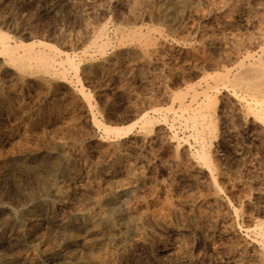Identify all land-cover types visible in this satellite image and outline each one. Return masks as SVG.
Wrapping results in <instances>:
<instances>
[{
    "label": "rangeland",
    "instance_id": "374dc122",
    "mask_svg": "<svg viewBox=\"0 0 264 264\" xmlns=\"http://www.w3.org/2000/svg\"><path fill=\"white\" fill-rule=\"evenodd\" d=\"M72 1H73V4H72ZM119 1L121 0H69V1L68 0H0V30L6 32L9 35L7 40L10 43L19 42L21 40L29 41L31 39L50 42V44H53V49H54V51L52 49L51 52H53L52 54L57 60H59L60 58H62L60 60H63L66 57L65 52H68L67 54H69L68 56L72 59V62L76 63L75 65H77L75 69L73 66H69V64L66 61H62L63 64L61 63L60 65L62 66V69L64 70L63 72V76L65 75L64 78L63 76H60V75L57 76L55 74H49L50 76L46 77L47 79L46 78L42 79V77L39 76L40 75L39 73L36 74L37 72L36 73L26 72L28 75L26 73L22 75H18L16 72L17 71L16 68L12 66V64L10 65V63L5 60V56L4 55L0 56V99H1L0 101V256H1L0 258L1 259L0 261L8 262V263L3 262L4 264H15V263L20 264L18 263L19 261L23 262V263L21 262V264H48L47 260L50 256L59 255L57 258L55 257L56 259H54L53 261H56V262L53 264H72V263L73 264L74 263L75 264H79V263L80 264H91V262L92 264H101L98 262V259H102L105 257L106 259H108V264H133V263L143 264L144 261L147 262V263L144 262V264H150L151 262H153L152 260H154L152 258L153 255L162 254V252L164 251V248L167 246L166 242L164 241L163 243V240L159 238L160 236L156 233L154 227L151 228L149 225L143 224L146 227V228L144 227V231L148 233V238H144V237H140L139 234H137L136 236V233L133 234L134 233L133 231H130V232L125 231L115 221H112V223L106 222L104 218L102 217L110 214L111 207H116L118 209L119 208L122 209V211L123 209L124 210L126 209V211H123V212L129 213L133 215L135 218H138L137 221H143V222L145 221V219L147 221L149 219L153 220L154 218V220L156 221L157 220H166V221L172 220V222L174 221L179 222L180 220V222H183L185 224L187 223L188 217H191L192 219H194L195 224H193V226H186V228L188 227L189 229L188 230L189 239L188 238L185 239L187 242L185 241L182 245V250H184L185 253H187L186 257L189 260L188 264H193V263L194 264H230L231 261L229 260V257L228 258L223 257L222 259L220 257H222L221 255H226V254L231 255L232 253L234 255L235 254L238 255L239 257V260L237 262L238 264H247V263L248 264L250 263L251 264H264V240H263L264 236L262 235L263 230H261L264 228V154H263L264 146H262V144L264 145V135L262 134L263 135L261 136L262 138L261 137L259 138L260 141H258V139L255 140V138H253V135H252L253 128L249 123V117L246 115V112L245 111L243 112V109H234L235 107L237 108L239 104H242L239 98H237L239 97L238 95L240 93L239 89L236 88L235 93H234L232 92L230 88L233 86L231 85V83L227 84L226 86L225 85L221 86L223 85L222 81H218V80H217L218 82L216 81L217 87L214 86L215 89L213 88L209 89L210 87L209 84H211V87H213V83H215L216 79L211 80L210 76H208V74L212 73V71H213L212 74H214L215 70H218L219 72H224L225 70L224 67H226L227 69L228 65L229 66L232 65L233 62L237 61L238 59L240 61L238 60V62H235L234 67L230 66L231 70L228 67L230 71L228 72V74L232 75V73L236 72V70L240 68L238 63H241L242 59H243L242 62L244 64L248 63L247 60L249 59L245 58L246 52L244 50V47H243L244 44H242V41L243 39L246 38V35L249 36L250 34V36L252 37L257 35V30H259L258 28L264 26L263 24L264 20H262L264 19L262 18L264 17V10H263L264 0H237V1L236 0H190L192 3L189 1L190 3L189 7L186 6L184 8V11L182 13L183 16L182 15L178 16L179 19L176 18V20L172 23L173 25L167 23L164 19H162L163 17L154 10V5H155L156 0H149L148 2H143L142 0H139L140 6L138 5L137 7L138 11L136 10L135 13H132L131 8L130 7L128 8V5L125 4V2L130 3L132 1L130 0H126V1L122 0L121 2ZM145 5L147 7H145ZM220 5L221 6L223 5V6L220 7ZM128 9H130L131 11H129ZM141 9H143L144 12H142ZM230 9H232L233 11ZM146 10L148 11V13H146ZM251 11L253 12L251 13ZM155 13L157 14L155 15ZM245 14H247V16ZM131 15L132 16L134 15V17H132ZM225 16L227 17L229 16L230 19ZM222 17H225V18H222ZM241 19L242 21H240ZM247 19H248V24L242 25L243 23L241 22H243V20L246 21ZM163 21L166 23H164ZM206 22L207 23L211 22V23H209L210 24L209 25ZM134 24L136 27L134 26ZM229 25L232 27H230ZM210 26L212 28H210ZM235 26H237L238 28H236ZM135 28L140 29L143 33L147 31L146 35L151 34L147 36L148 40L147 39H146L147 41L144 39L137 40L138 38L136 37L134 38L133 36H131L129 30L130 29L132 30ZM156 28L158 29L162 28V29L161 31H159L160 30L159 29L158 30L159 32H158L155 30ZM232 29H235L234 32ZM200 31L201 33L203 32L204 37H201L203 35L202 34L200 35ZM219 31H221V33ZM211 32L212 34H210ZM218 32H219V35L221 34L223 36V38L221 35L220 36L218 35ZM224 34L226 36V39H225ZM205 35H206V38H205ZM209 35L211 37H214V41L216 42L214 46H212V44L214 43H210L211 40H208V37H210ZM27 37H29L30 39ZM221 38H222V41H221ZM218 39H220L219 42H218ZM229 40H231L233 43L230 42ZM151 41H154L153 42L154 44H152ZM100 43H104L103 44L104 49H102L103 47L101 48V46H99ZM134 43L139 44V45H134ZM149 43L152 45H150ZM231 43L233 46L231 45ZM262 44L263 43L261 42L258 44H255L253 49L255 50V48L259 47ZM140 45H142V48ZM147 45L149 46L147 47ZM220 45L221 47H217ZM228 45L229 47H227ZM193 46L196 48H194ZM146 47L149 49H147ZM226 48L228 50H226ZM229 48L231 49V51ZM142 49L144 52H142ZM150 49H153L152 53H154V55L156 54L155 56L152 53H150L151 52ZM162 49H165V50H162ZM203 50L205 51L203 52ZM232 50H233V53H232ZM256 50L259 51V48H257ZM132 51H135V52L137 51V52L134 53ZM159 51L161 53H159ZM206 52L208 55L206 54ZM221 52L222 53L225 52L224 53L225 57H223L224 55ZM164 53H166L167 55L166 54L164 55ZM215 53H217V55H215ZM147 54L149 55L150 58L148 57ZM233 54H234V57H233ZM2 56L4 57V59ZM157 56H159V58L161 59H159ZM212 56H214L215 59ZM199 57H201L202 59ZM209 57H211L212 61ZM230 57H233V58L230 59ZM172 58H174L175 60ZM195 58H197L198 60ZM177 59H178V62H177ZM182 59L183 61L185 59L187 61L185 60L184 62H182L181 61ZM6 62L8 63V65ZM187 63L191 67H189L188 65H185ZM195 63H197V67H195L196 65ZM213 63L215 67L212 65ZM191 64L192 65L195 64V65L192 66ZM209 64H210L209 67L211 68L207 69L208 68L207 66ZM219 64H222V65H219ZM132 66L134 68H132ZM113 68L115 69L113 70ZM140 68L142 69V71ZM144 70H147V72ZM123 72L125 73L123 74ZM168 72L169 74H172V75H169ZM178 72L180 73L179 75L181 76L180 78L178 76L179 74ZM119 73H122V74H119ZM144 73L145 74L148 73V74L144 75ZM163 75H166V77L168 78H165V76ZM188 75L190 78L187 77L188 79H184V76H188ZM14 76H15V79H14ZM16 76L19 78H17ZM35 76H38V78ZM169 76H171L170 79H169ZM53 77H56V78H53ZM194 77L195 78L199 77L198 78L199 80L195 79ZM212 78L214 77L212 76ZM167 79L169 80L167 81ZM128 80L130 81L129 83H128ZM204 80L207 81V83L203 82ZM142 81H143V84H140V82ZM179 81H182V82L180 83ZM190 82H193L195 85L191 84L189 88H194L196 91L198 89L197 91L198 95H196V98L191 101L190 103L191 108L188 107L187 109L182 110L181 108L178 107L179 108L178 109L177 106L179 104L178 102L179 99L177 100L174 99L173 101H171L170 98L171 97L172 99L175 98L173 96L177 95L175 90L178 88L180 90L179 92L177 91V93H179L178 95H180L181 91L184 94L183 91H185L186 89H183V88L185 87L187 88V85ZM197 82L200 83L201 85L199 86ZM127 85L129 86V88ZM208 85H209V87H207L208 90L206 87H205L206 89H204L206 90L207 94L209 96L213 94L212 95L213 99L214 98L216 99L217 97L219 98V96L221 98V99L219 98V101L217 98V100L213 102L212 106L214 107L205 105V100L203 98L204 95L202 96V94L204 93H201L202 92L201 87L204 88V86H208ZM73 86H75L76 89ZM78 86L81 87L80 90L77 89L79 88ZM224 87L227 89H224ZM142 88L144 90L147 88V90L144 91ZM233 88L235 87L233 86ZM199 90H201V92ZM80 91H84V93L83 92L80 93ZM148 91H150V93ZM171 91L174 93V95ZM85 92L87 93V97L90 96L89 100L86 97ZM145 92H147V94ZM189 92H190V89L188 90L187 88V91H186L187 94L185 93L184 95L185 102H189L188 100V98L190 99L188 95ZM214 93L218 94L219 96L217 95V97H215L216 95L214 96ZM80 94H84L85 96L84 95L82 96ZM134 94L135 96H132ZM233 94H235L236 97ZM136 96H138V98ZM158 96H161L162 99L163 98L164 99L167 98V99L164 101V99L162 100L161 97L159 98ZM228 96H230V98ZM141 99H143L142 100L143 103L141 102ZM147 99H149L150 102L149 100L147 102ZM231 99H234L235 101H231ZM224 100H226V102ZM87 101L88 103H86ZM90 102H91V105H90ZM199 104L200 106H198ZM225 104L229 106H226ZM216 105H218L217 108L215 107ZM89 107L92 109H90ZM167 107L168 108L171 107V108L168 110ZM230 107L233 108V110ZM151 108H153L154 112ZM218 108H221V109H218ZM189 109H193L194 111L202 110L203 112H206L207 110L211 109L212 111L211 120L214 126L213 127L214 130L212 131L213 136L211 135L212 132L210 134L206 132L200 137L196 135V131L193 130L195 128H193L192 124H190L191 121L189 122V119H186V116H188L189 113L191 114L193 112ZM223 110H224V113H222ZM238 110L240 113L238 112ZM143 111L144 113L147 112L145 113L146 116H150L153 118L154 122H152V124H149V125L143 124V119H142L144 115ZM187 111H188V114H187ZM183 113L185 116L183 115ZM180 114H181L180 116L181 118L177 116ZM240 115H242V117ZM182 116L184 119L182 118ZM162 117H165V118H162ZM207 117L209 116L207 115ZM95 119L103 124L110 125L112 127L114 126V128H117V127L121 128L120 132L124 134L121 133L120 135H116L111 130L105 131L101 125H98L97 123H95L96 121ZM162 119L163 120L165 119L164 120L165 122ZM182 120L185 121V124ZM221 120L223 123L221 122ZM224 121L226 122L224 123ZM186 122L188 123L186 124ZM228 122L231 124V126L230 124H228ZM131 123L132 125H130ZM235 124H237L238 127L234 126ZM190 125L192 128L190 127ZM221 126L223 127L222 129L220 128ZM236 127H237V130H236ZM161 132H163V134ZM189 132L192 133L191 134L192 136L195 134L194 136L196 138L193 137L195 140H193L190 134L188 136ZM225 132L227 133V135ZM244 133L247 135H245ZM156 134H160V135H156ZM137 136L139 138H137ZM238 137L239 139L241 138V140H239ZM250 137L253 139H251ZM182 138H184V140H182ZM185 138L187 139L188 142L185 140ZM224 138H225L224 140L225 142L222 141ZM227 138L229 141L232 139L234 143H231L232 141L226 142ZM128 141H132L135 143L133 145V143H130ZM208 141L209 143H211V145L208 143ZM235 141H237L236 142L237 144L235 143ZM62 142H64V144ZM136 142L140 145L136 144ZM148 143L150 145H148ZM248 143H250L251 145ZM200 144H201L200 147L201 148L203 147V150L206 152V154L210 158V163H211L212 172H213L212 176H214L212 179L213 181L209 179V176L207 173L208 169H207L206 164H203V161L199 160L198 158L196 160L195 158L196 154H193L195 150L197 152V150L200 149V147H198ZM146 145H148V147ZM181 145L182 147L183 146L184 147L182 148ZM238 146H244L241 149L242 151L239 150V148H237ZM134 147L135 149L137 147V149L133 150ZM194 147H196V149ZM246 147H248L249 149ZM159 148L163 153L160 152ZM250 148L253 152H251ZM58 149L60 150L58 151ZM78 149H80L81 151H79ZM213 149H216V150H213ZM184 151H185V154L182 153ZM211 151L213 152V154H211L212 153ZM235 151H240V153H235ZM258 151L260 152V154ZM225 152L226 154H223ZM256 152L257 154H254ZM161 153H162V156H161ZM228 153L230 154V156ZM244 153L246 155H244ZM250 153L253 154L254 156L251 155ZM41 154L43 156H41ZM182 154L187 156L188 158L185 157L184 159V156ZM220 155H221V158H220ZM131 157H133L134 159H132ZM242 157H243V160H242ZM77 158L79 159V161ZM143 158L146 161L145 160L143 161ZM227 158L229 160H227ZM105 159L107 161H104ZM129 159L130 161H128ZM162 159L164 160L162 161ZM168 159L170 161H168ZM212 159H214L215 161ZM260 159L262 160L260 161ZM86 160H87V163H86ZM100 160L101 161L103 160V162H101ZM165 160H166V163H164ZM53 162L54 163L57 162V163L53 164ZM95 162L98 164H96ZM127 162L130 164L132 171L125 173L123 166L125 164H128ZM135 164L137 166H135ZM200 164H202V166ZM54 165L55 167H53ZM38 169L39 171H37ZM38 172L39 173L41 172V173L39 174ZM42 172L45 174H43ZM192 172L196 174H193ZM226 172L228 173L225 174ZM84 173H86V175ZM152 173L154 174V176ZM118 174L120 177L126 174L125 175L126 177H122L120 179ZM44 175L46 176L49 175V177H46ZM156 176L158 178H156ZM178 176H179V179H178ZM198 176L199 177L201 176V178H199ZM51 178L53 179L51 180ZM84 178L86 181L84 180ZM87 178H88V181H87ZM154 178H156L155 179L156 182L155 180H153ZM95 179L98 181H96ZM49 180L52 181L50 184H48V182H50ZM82 180L84 182H82ZM215 180H216V183H215ZM57 181L59 184L61 182V184L58 185ZM41 182L44 185L41 184ZM199 182H201L202 184ZM201 185H203L204 187ZM62 187H63V190L61 189ZM47 188L49 191H47ZM57 188H60L61 191L60 189H57ZM173 188L174 189L176 188V189L173 190ZM51 192L52 193L54 192L53 194L55 195L52 196L53 194ZM172 192H173V195H172ZM59 195L60 197H58ZM193 196L194 197L196 196L194 200H193ZM117 199L118 200L120 199V200L118 201ZM213 199H216L218 201V205L215 207L216 209L208 211L206 209V205L209 201H212ZM157 200H160V202ZM71 201L72 202L74 201V202L72 203ZM166 201L167 203H165ZM188 201H189V204L187 205ZM226 204L228 207L226 206ZM148 205L150 207H148ZM35 206L36 207L39 206V207L36 208ZM103 207H105V209ZM183 207H185V209ZM67 209H69V211ZM154 209L156 211H154ZM92 210H94L95 212H92ZM234 210H236V212ZM66 211H67V214H66ZM182 213H185V214H182ZM63 215L65 217H63ZM206 215H211V220L209 221V224H205L203 222V219L205 218ZM40 217L41 219H39ZM32 219H35V220H32ZM63 219H66V220H63ZM232 220L235 222L233 223ZM260 221L262 222L260 223ZM98 222L100 224H98ZM46 223H48V225H46ZM254 225L257 227H254ZM60 226L63 228H61ZM220 226L221 227L223 226V227L221 228ZM248 226H251V227H248ZM117 227L119 230L117 229ZM258 227L260 228L261 231L259 230ZM56 228H59L60 230ZM74 230H76L77 232ZM52 231L54 232V235ZM198 231L200 232V234ZM202 231H203V236L201 234ZM219 231H222L223 234L221 233L218 234ZM249 231H251L252 233ZM259 232L261 233L260 235L258 234ZM41 233H42V236L41 235L39 236V234ZM118 233L124 235L123 241L118 242L117 240V237L119 235ZM152 233L155 234L154 237H152ZM48 234L49 235L51 234V235L49 236ZM59 235L61 236L59 237ZM87 235L88 236L90 235V236L88 237ZM107 236L108 238H106ZM47 237H49V239ZM103 237L106 239H104ZM58 238H62V239L60 240ZM80 244H83V248H82L83 253L81 252L79 254L77 253L78 249H76V247L79 246ZM72 246H73V249H75V251L72 249ZM70 247L72 250L70 249ZM94 247L96 250L93 249V252H92V248ZM230 247H232V249ZM253 249L254 250L256 249V250L254 251ZM70 252L72 253L70 254ZM76 254L78 255L75 256ZM255 255H257V257ZM30 257H32V259L29 260ZM71 258H73L74 260L73 259L71 260ZM223 259L225 260L223 261ZM134 260H137V261H134ZM1 262L0 264H3ZM102 264H105V262H102ZM231 264L233 263L231 262Z\"/></svg>",
    "mask_w": 264,
    "mask_h": 264
},
{
    "label": "bare ground",
    "instance_id": "6f19581e",
    "mask_svg": "<svg viewBox=\"0 0 264 264\" xmlns=\"http://www.w3.org/2000/svg\"><path fill=\"white\" fill-rule=\"evenodd\" d=\"M69 1V0H68ZM122 1V0H121ZM121 1H119V2H121ZM126 1V0H125ZM130 1H132V2H130V3H126L125 2V4H127L128 5V8L130 7L131 8V10H132V13H135L136 12V10H137V7H138V5H139V0H130ZM143 2H148L149 0H142ZM189 1L190 0H156L155 1V5H154V10L159 14V15H161L163 18L162 19H164L167 23H169V24H172L175 20H176V18L177 19H179L178 18V16H180V15H182V13H183V11H184V8L187 6V7H189ZM237 1V0H236ZM236 1H235V3H236ZM191 2V1H190ZM245 2V1H244ZM251 2V1H250ZM263 2V1H262ZM261 2V3H262ZM192 3V2H191ZM234 3V4H235ZM252 3V2H251ZM72 4H73V1H72ZM153 4V3H152ZM151 4V5H152ZM258 4V3H257ZM259 4H260V2H259ZM263 4V3H262ZM261 4V5H262ZM192 5V4H191ZM190 5V6H191ZM256 5V4H255ZM260 5V6H261ZM140 6V5H139ZM150 6V5H149ZM148 6V7H149ZM223 6V5H222ZM221 5H220V7H222ZM145 7H147L146 5H145ZM152 7V6H151ZM192 7V6H191ZM227 7H229V6H227ZM247 7V6H246ZM249 7V6H248ZM263 7V6H262ZM150 8V7H149ZM148 8V9H149ZM233 8V7H232ZM235 8V7H234ZM258 8V7H257ZM261 8V7H260ZM264 8V7H263ZM144 9V8H143ZM143 9H141L142 10V12H144L143 11ZM147 9V10H148ZM151 9V8H150ZM223 9V8H222ZM249 9V8H248ZM129 11H131L130 9H128ZM146 10V13H148V11ZM153 10V9H152ZM195 10H197V9H195ZM226 10V9H225ZM230 10H232V9H230ZM236 10V9H235ZM259 10V9H258ZM264 10V9H263ZM138 11V10H137ZM192 11V10H191ZM233 11V10H232ZM141 12V13H142ZM187 12V11H186ZM248 12V11H247ZM253 11H251V13H252ZM259 12V11H258ZM157 13H155V15L157 14ZM185 13V12H184ZM219 13H221V12H219ZM233 13V12H232ZM250 13V12H249ZM249 13H247V14H249ZM260 13V12H259ZM144 14V13H143ZM223 14V13H222ZM235 14V13H234ZM242 14V13H241ZM247 14H245L246 16H247ZM142 15V14H141ZM146 15V14H145ZM228 15V14H227ZM236 15V14H235ZM240 15V14H239ZM256 15V14H255ZM132 16V15H131ZM147 16H148V14H147ZM183 16V15H182ZM241 16V15H240ZM249 16V15H248ZM257 16V15H256ZM260 16V15H259ZM258 16V17H259ZM129 17H130V15H129ZM132 17H134V15L132 16ZM145 17V16H144ZM216 17V16H215ZM225 17H227V16H225ZM225 17H222V18H225ZM238 17V16H237ZM243 17H244V15H243ZM254 17V16H253ZM261 17V16H260ZM135 18H136V16H135ZM157 18V17H156ZM217 18H218V16H217ZM227 18H229V16L227 17ZM233 18V17H232ZM235 18V17H234ZM246 18V17H245ZM262 18H264V17H262ZM141 19V18H140ZM230 19V18H229ZM161 20V19H160ZM220 20V19H219ZM236 20V19H235ZM262 20H264V19H262ZM132 21V20H131ZM130 21V22H131ZM178 21V20H177ZM224 21V20H223ZM223 21H221V22H223ZM240 21H242V19L240 20ZM256 21V20H255ZM127 22V21H126ZM134 22V21H133ZM164 22V21H163ZM166 22H164V23H166ZM251 22V21H250ZM252 22H254V21H252ZM178 23V22H177ZM205 23V22H204ZM203 23V24H204ZM207 23V22H206ZM209 23H211V22H209ZM209 23H207V24H209ZM239 23V22H238ZM241 23H243L242 25H244V24H248V19L246 20V21H244L243 20V22H241ZM127 24V23H126ZM202 24V25H203ZM221 24H223V23H221ZM255 24V23H254ZM262 24V23H261ZM264 24V23H263ZM116 25H117V23H116ZM119 25V24H118ZM161 25V24H160ZM173 25V24H172ZM174 25H175V23H174ZM210 25V24H209ZM212 25V24H211ZM225 25V24H224ZM231 25H232V23H231ZM241 25V26H242ZM126 26V25H125ZM134 26H135V24H134ZM133 26V27H134ZM228 26V25H227ZM230 26V25H229ZM255 26V25H254ZM262 26V25H261ZM136 27V26H135ZM148 27V26H147ZM158 27V26H157ZM230 27H232V26H230ZM234 27V26H233ZM236 28H238L237 26H235ZM248 27V26H247ZM250 27V26H249ZM257 27V26H256ZM139 28V27H138ZM144 28V27H143ZM145 28H146V26H145ZM171 28V27H170ZM169 28V29H170ZM208 28H209V26H208ZM210 28H212L211 26H210ZM241 28H243V27H241ZM252 28V27H251ZM253 28H255V27H253ZM116 29V28H115ZM117 29H119V28H117ZM121 29V28H120ZM124 29V28H123ZM160 29V28H159ZM158 28H156L155 30L156 31H158L159 30ZM162 29V28H161ZM161 29L159 30V31H161ZM175 29V28H174ZM245 29V28H244ZM250 29V28H249ZM259 30H257V35H255V36H250V34H249V36H247L246 35V38L245 39H243V41H242V44H244V50H245V52H246V54H245V58L246 59H249V60H247L248 61V63L247 64H244L242 61H243V59L241 60V63H238V65L240 66V68L238 69V70H236V72H234V73H232V75H230V74H228V72H230L229 71V69L231 68L230 66H233L234 67V63L235 62H238V60L237 61H234L233 62V64L232 65H228V67H229V69H228V67H227V69H226V67H224V72H219L218 70H215V72H214V74H212L213 73V71H212V73H210L214 78H212V76L210 75V74H208V76H210V78H211V80L213 79H216L215 80V83H213V87H211V84H209L210 85V87H209V85L208 86H204V88L203 87H201L202 88V92H201V90H199L201 93H204V94H202V96L204 95V100H205V105H208V106H212V104H213V102H215L216 100H217V95L218 94H215L214 93V96L215 97H217L216 99L214 98L213 99V97H212V95L211 96H209L208 94H207V92H206V90H204V89H206L207 87H209V89L210 88H213V89H215L214 88V86L215 87H217L216 85V81L218 80V81H222V84L223 85H221V86H226L227 84H230L231 83V85H233L235 88H233V86L232 87H230V85H229V87L231 88V90H232V92H234L235 93V89L236 88H238L239 89V91H240V93H239V97H237V98H239V100H240V102L242 103V104H239L238 105V107L236 108H234V109H243V112L245 111L246 112V115L249 117V123H250V125L252 126V128H253V130H252V135H253V138H255V140L256 139H258V141H260V137L261 136H263L264 135V30H262V29H264V26H262V27H260V28H258ZM103 30V29H102ZM148 30H150V29H148ZM152 30V29H151ZM166 30V29H165ZM208 30V29H207ZM225 30H226V28H225ZM233 30V32H234V30L235 29H232ZM231 30V31H232ZM248 30V29H247ZM253 30V29H252ZM121 31V30H120ZM119 31V32H120ZM128 31V30H127ZM130 31V35L131 36H133L134 38L136 37V38H138L137 40H139V39H144V40H146L147 39V36L148 35H151V34H148V35H146L147 34V31H145L144 33L140 30V29H130L129 30ZM158 31V32H159ZM171 31V30H170ZM238 31V30H237ZM241 31V30H240ZM210 32V31H209ZM220 33H221V31H219ZM219 32H218V35H219ZM127 33V32H126ZM126 33H124V34H126ZM151 33V32H150ZM193 33V32H192ZM205 33H206V31H205ZM204 33V34H205ZM208 33V32H207ZM215 33V32H214ZM224 33H225V31H224ZM230 33V32H229ZM237 33V32H236ZM242 33V32H241ZM128 34V33H127ZM159 34V33H158ZM203 35V32L201 33V31H200V35ZM210 34H212V32L210 33ZM223 34V33H222ZM227 34V33H226ZM221 35V34H220ZM219 35V36H220ZM229 35V34H228ZM243 35V34H242ZM252 35H254V34H252ZM210 36V35H209ZM222 36V35H221ZM224 36H225V34H224ZM230 36V35H229ZM237 36V35H236ZM9 37V35L6 33V32H4V31H2V30H0V56L1 55H4L5 56V60L7 61V62H9L10 63V65L12 64V66H14L15 68H16V72H17V74L18 75H22V74H25L26 72H34V73H36V74H40L39 76H41L42 77V79L43 78H46V77H49L50 75L49 74H55V75H57V76H63V72H64V70L62 69V66L60 65L61 63L63 64V62L62 61H66L68 64H69V66H73L75 69H76V67H77V65H75L76 63H73L72 62V59L68 56L69 54H67L68 52H65L66 54V57L63 59V60H60V59H62V58H60L59 60H57L55 57H54V55L52 54L53 52H51V50L53 49V44H50V42H45V41H42V40H34V39H31V40H29V41H19V42H14V43H10L8 40H7V38ZM128 37H130V36H128ZM132 37V38H133ZM201 37H204V35L203 36H201ZM228 37V36H227ZM240 37V36H239ZM238 37V38H239ZM27 38H29V37H27ZM131 38V39H132ZM150 38V37H149ZM205 38H206V35H205ZM222 38H223V36H222ZM222 38H221V41H222ZM236 38V37H235ZM30 39V38H29ZM225 39H226V36H225ZM233 39V38H232ZM231 39V40H232ZM240 39V38H239ZM123 40V39H122ZM148 40V39H147ZM146 40V41H147ZM153 40V39H152ZM184 40V39H183ZM207 40V39H206ZM208 40H211L210 41V43H214V44H212V46H214L215 45V41H214V37H208ZM207 40V41H208ZM215 40H216V38H215ZM219 40L220 39H218V42H219ZM231 40H229L230 42H232ZM186 41H188V40H186ZM191 41V40H190ZM263 41V42H262ZM104 42V41H103ZM152 42V44H154L153 42L154 41H151ZM162 42V41H161ZM200 42V41H199ZM202 42H203V40H202ZM202 42H201V44H202ZM236 42V41H235ZM263 43L262 45H258L259 47H257V48H259V51H257L256 49L257 48H255V50L253 49V47H254V45L255 44H258V43ZM157 43V42H156ZM160 43V42H159ZM183 43V42H182ZM189 43V42H188ZM205 43V42H204ZM233 43V42H232ZM232 43H231V45H232ZM101 44V45H100ZM99 44V46H101V48L103 47V44L104 43H100ZM150 44V43H149ZM152 44H150V45H152ZM223 44H225V43H223ZM227 44V43H226ZM230 44V43H229ZM234 44H236V43H234ZM134 45H139V44H135L134 43ZM143 45V44H142ZM142 45H140L141 46V48H142ZM219 45V44H218ZM222 45V44H221ZM221 45L220 46H217V47H221ZM146 46V45H145ZM149 45H147V47H148ZM166 46V45H165ZM196 46V45H195ZM202 46V45H201ZM212 46H210V47H212ZM224 46V45H223ZM233 46V45H232ZM136 47V46H135ZM146 47V48H147ZM192 47V46H191ZM194 47V46H193ZM198 47V46H197ZM200 47V46H199ZM209 47V46H208ZM216 47V46H215ZM227 47H229V45L227 46ZM242 47V48H243ZM46 48H48V49H46ZM100 48V49H101ZM139 48V47H138ZM141 48H140V50H141ZM194 48H196V47H194ZM232 48V47H231ZM234 48V47H233ZM102 49H104V47L102 48ZM144 49V48H143ZM143 49H142V52H144L143 51ZM147 49H149V48H147ZM174 49V48H173ZM230 49V48H229ZM56 50V49H55ZM139 50V49H138ZM146 50V49H145ZM151 50V52L150 53H152V51H153V49H150ZM162 50H165V49H162ZM189 50H191V49H189ZM199 50H201V49H199ZM210 50H212V49H210ZM210 50H208V51H210ZM214 50H215V48H214ZM219 50V49H218ZM220 50H221V48H220ZM226 50H228L227 48H226ZM237 50H238V48H237ZM53 51H54V49H53ZM60 51V50H59ZM167 51V50H166ZM171 51V50H170ZM178 51V50H177ZM187 51V50H186ZM205 50H203V52H204ZM207 51V52H208ZM217 51V50H216ZM222 51H223V49H222ZM230 51H231V49H230ZM230 51H229V53H230ZM58 52V51H57ZM132 52H134V53H136L135 51H132ZM141 52V53H142ZM147 52V51H146ZM145 52V53H146ZM158 52V51H157ZM174 52V51H173ZM172 52V53H173ZM189 52V51H188ZM202 52V51H201ZM207 52H206V54H207ZM212 52V51H211ZM242 52V51H241ZM144 53V54H145ZM159 53H161L160 51H159ZM193 53V52H192ZM219 53V52H218ZM222 53V52H221ZM225 53V52H224ZM224 53H222L223 55H224ZM226 53H227V51H226ZM232 53H233V50H232ZM234 53H236V52H234ZM240 53V52H239ZM55 54H56V52H55ZM113 54V53H112ZM132 54V53H131ZM153 55H154V53H152ZM166 53H164V55H165ZM170 54V53H169ZM196 54V53H195ZM194 54V55H195ZM214 54V53H213ZM148 55V54H147ZM146 55V56H147ZM156 55V54H155ZM154 55V56H155ZM159 55V54H158ZM167 55V54H166ZM171 55V54H170ZM174 55V54H173ZM178 55V54H177ZM193 55V56H194ZM208 55V54H207ZM210 55H212V54H210ZM215 55H217V53H215ZM220 55V54H219ZM231 55V54H230ZM142 56V55H141ZM186 56V55H185ZM189 56H191V55H189ZM198 56V55H197ZM203 56V55H202ZM221 56V55H220ZM228 56H229V54H228ZM244 56V55H243ZM3 57V56H2ZM118 57V56H117ZM148 57H149V55H148ZM151 57H152V55H151ZM158 58H159V56H157ZM174 57V56H173ZM213 58H214V56H212ZM216 57V56H215ZM223 57H225V55L223 56ZM233 57H234V54H233ZM233 57H230V59L231 58H233ZM242 57V56H241ZM121 58V57H120ZM123 58V57H122ZM138 58V57H137ZM147 58V57H146ZM150 58V57H149ZM157 58V59H158ZM168 58V57H167ZM194 58V57H193ZM199 58H201V57H199ZM210 59H211V57H209ZM222 58V57H221ZM3 59H4V57H3ZM156 59V60H157ZM159 59H161V58H159ZM172 59H174V58H172ZM184 59V58H183ZM183 59L181 60L182 62H184L183 61ZM195 59H197V58H195ZM202 59V58H201ZM206 59V58H205ZM204 59V60H205ZM215 59V58H214ZM4 60V61H5ZM121 60V59H120ZM131 60H133V59H131ZM137 60V59H136ZM140 60V59H139ZM152 60V59H151ZM164 60H165V58H164ZM175 60V59H174ZM189 60V59H188ZM198 60V59H197ZM228 60V59H227ZM124 61V60H123ZM138 61V60H137ZM137 61H136V63H137ZM180 61V62H181ZM187 61V60H186ZM193 61V60H192ZM211 61H212V59H211ZM229 61V60H228ZM240 61V60H239ZM6 62V63H7ZM89 62V61H88ZM91 62V61H90ZM129 62V61H128ZM145 62V61H144ZM143 62V63H144ZM147 62V61H146ZM162 62H163V60H162ZM161 62V63H162ZM171 62V61H170ZM169 62V63H170ZM177 62H178V59H177ZM179 62V63H180ZM206 62V61H205ZM204 62V63H205ZM208 62V61H207ZM227 62V61H226ZM232 62V61H231ZM127 63V62H126ZM157 63V62H156ZM179 63H178V65H179ZM190 63H191V61H190ZM193 63V62H192ZM215 63V62H214ZM214 63L212 64L213 66H214ZM2 64H3V62H2ZM1 64V65H2ZM5 64V63H4ZM87 64V63H86ZM89 64V63H88ZM129 64V63H128ZM135 64V63H134ZM133 64V65H134ZM167 64V63H166ZM165 64V65H166ZM177 64V63H176ZM175 64V65H176ZM196 64V65H195ZM194 65H195V67H197V63H195ZM198 64H200V63H198ZM6 65V64H5ZM7 65H8V63H7ZM119 65V64H118ZM122 65V64H121ZM162 65V64H161ZM168 65V64H167ZM183 65H184V63H183ZM185 65H188V63L187 64H185ZM192 65V64H191ZM194 65H192V66H194ZM219 65H222V64H219ZM235 65H237V64H235ZM139 66H140V64H139ZM189 66V65H188ZM205 66H207V65H205ZM210 66V64L207 66L208 68L207 69H210L211 67H209ZM217 66V65H216ZM224 66V65H223ZM222 66V67H223ZM8 67V66H7ZM11 67V66H10ZM124 67V66H123ZM143 67V66H142ZM144 67H146V66H144ZM160 67V66H159ZM173 67V66H172ZM171 67V68H172ZM183 67V66H182ZM189 67H191V66H189ZM201 67V66H200ZM199 67V68H200ZM203 67H204V65H203ZM215 67V66H214ZM213 67V68H214ZM132 68H134L133 66H132ZM152 68V67H151ZM174 68V67H173ZM194 68V67H193ZM206 68V67H205ZM14 69V68H13ZM115 68H113V70H114ZM141 69V68H140ZM144 69V68H143ZM150 69V68H149ZM182 69V68H181ZM183 69H185V68H183ZM192 69V68H191ZM195 69V68H194ZM207 69H205V70H207ZM215 69V68H214ZM236 69V68H235ZM121 70H122V68H121ZM148 70V69H147ZM147 70H144V71H146L147 72ZM188 70V69H187ZM201 70V69H200ZM221 70V69H220ZM231 70V69H230ZM130 71V70H129ZM141 71H142V69H141ZM140 71V72H141ZM167 71V70H166ZM177 71V70H176ZM209 71V70H208ZM217 71V72H216ZM234 71V70H233ZM11 72V71H10ZM136 72V71H135ZM151 72V71H150ZM190 72V71H189ZM194 72H196V71H194ZM199 72V71H198ZM13 73V72H12ZM113 73V72H112ZM125 72H123V74H124ZM130 73V72H129ZM152 73H153V71H152ZM162 73V72H161ZM167 73V72H166ZM171 73V72H170ZM179 73V72H178ZM183 73V72H182ZM27 74V73H26ZM35 74V75H36ZM119 74H122V73H119ZM128 74V73H127ZM141 74V73H140ZM146 74H148V73H146ZM145 73H144V75H146ZM151 74V73H150ZM149 74V75H150ZM163 74V73H162ZM168 74H169V72H168ZM174 74V73H173ZM175 74H176V72H175ZM174 74V75H175ZM185 74V73H184ZM192 74H194V73H192ZM199 74V73H198ZM10 75H12V74H10ZM28 75V74H27ZM138 75V74H137ZM149 75H147V76H149ZM161 75V74H160ZM169 75H172V74H169ZM180 75V73L178 74V76ZM203 75V74H202ZM206 75V74H205ZM30 76V75H29ZM52 76H54V75H52ZM52 76H51V78H52ZM65 76V75H64ZM64 76H63V78H64ZM135 76V75H134ZM142 76V75H141ZM146 76V77H147ZM162 76V75H161ZM163 76H165V78H168V77H166V75H163ZM177 76V75H176ZM191 76V75H190ZM207 76V75H206ZM205 76V77H206ZM17 77V76H16ZM35 77H37L38 78V76H35ZM119 77H120V75H119ZM128 77V76H127ZM126 77V78H127ZM160 77V76H159ZM170 77L171 76H169V79H170ZM181 76H179V78H180ZM183 77V76H182ZM186 77V78H185ZM187 77H189V75L188 76H184V79H188ZM199 77H201V76H199ZM198 77V78H199ZM205 77H203V78H205ZM17 78H19V77H17ZM53 78H56V77H53ZM58 78V77H57ZM142 78V77H141ZM150 78V77H149ZM148 78V79H149ZM157 78H158V76H157ZM162 78V77H161ZM160 78V79H161ZM164 78V77H163ZM174 78V77H173ZM190 78V77H189ZM195 78V77H194ZM198 78H195V79H198ZM202 78V79H203ZM209 78V79H210ZM14 79H15V76H14ZM23 79V78H22ZM47 79V78H46ZM50 79V78H49ZM60 79V78H59ZM136 79V78H135ZM169 79H167V81L169 80ZM18 80V79H17ZM30 80V79H29ZM54 80H56V79H54ZM155 80V79H154ZM179 80V79H178ZM177 80V81H178ZM199 80V79H198ZM207 80V79H206ZM133 81V80H132ZM135 81H137V80H135ZM140 81V80H139ZM144 81V80H143ZM143 81L142 82H140V84H143ZM166 81V80H165ZM191 81V80H190ZM195 81H197V80H195ZM217 81V82H218ZM48 82V81H47ZM130 81L128 80V83H129ZM147 82V81H146ZM164 82V81H163ZM180 83L182 82V81H179ZM198 82H200V81H198ZM197 82V83H198ZM203 82H206L207 83V81H203ZM50 83V82H49ZM145 83V82H144ZM148 83V82H147ZM147 83H146V85H147ZM158 83H159V81H158ZM161 83H162V81H161ZM168 83V82H167ZM186 83V82H185ZM184 83V84H185ZM212 83V82H211ZM43 84V83H42ZM45 84V83H44ZM81 84V83H80ZM125 84H127V83H125ZM169 84V83H168ZM191 84H194L193 82H190V83H188V85H187V88H188V90L190 89V92H189V97H190V99L188 98V100H189V102H185V97H184V95H185V93H186V91H187V88L185 87V88H183V89H186L185 91H183L184 92V94L182 93V91L180 92V95H178L179 93H177V91L179 92L180 90H179V88L178 89H176L175 91H176V96L174 95V93H173V97H175V98H173L172 99V97L170 98L171 99V101H173L174 99H179V104H178V106H177V108L179 107V108H181L182 110H185V109H187L188 107H190V103H191V101L193 100V99H195L196 98V95H198V89H197V91L194 89V88H189L190 87V85ZM199 84V86L201 85L200 83H198ZM215 84V85H214ZM37 85H39V84H37ZM149 85V84H148ZM154 85H156V84H154ZM166 85V84H165ZM195 85V84H194ZM43 86V85H42ZM128 86V85H127ZM150 86V85H149ZM162 86V85H161ZM179 86V85H178ZM181 86V85H180ZM184 86V85H183ZM193 86V85H192ZM191 86V87H192ZM73 87H75V86H73ZM73 87H72V89H73ZM79 87V86H78ZM132 87V86H131ZM152 87H154V86H152ZM206 87V88H205ZM80 88L81 87H79V88H77L78 90H80ZM128 88H129V86H128ZM134 88V87H133ZM160 88V87H159ZM172 88V87H171ZM170 88V89H171ZM200 88V89H201ZM75 89H76V87H75ZM143 89V88H142ZM155 89V88H154ZM157 89V88H156ZM162 89V88H161ZM175 89V88H174ZM219 89V88H218ZM223 89V88H222ZM224 89H227V88H225L224 87ZM82 90V89H81ZM129 90H131V89H129ZM128 90V91H129ZM144 90V89H143ZM147 90V88L144 90V91H146ZM207 90H208V88H207ZM74 91V90H73ZM72 91V92H73ZM151 91V90H150ZM150 91H148L149 93H150ZM153 91H155V90H153ZM165 91V90H164ZM168 91H170V90H168ZM174 91V90H173ZM79 92V91H78ZM84 93V91H80V93ZM131 92V91H130ZM133 92V91H132ZM134 92H136V91H134ZM213 92V91H212ZM216 92V91H215ZM221 92V91H220ZM226 92V91H225ZM86 93V92H85ZM89 93V92H88ZM138 93V92H137ZM143 93V92H142ZM141 93V94H142ZM146 94H147V92H145ZM158 93H159V91H158ZM163 93V92H162ZM183 95H182V94ZM219 93V92H218ZM227 93V92H226ZM238 93V92H237ZM73 94V93H72ZM136 94V93H135ZM135 94L134 95H132V96H135ZM144 94V93H143ZM157 94V93H156ZM155 94V95H156ZM187 94V93H186ZM210 94V93H209ZM76 95V94H75ZM74 95V96H75ZM80 95H84V94H80ZM137 95V94H136ZM152 95V94H151ZM151 95H149V96H151ZM153 95H154V93H153ZM163 95H165V94H163ZM235 97H236V95L235 94H233ZM85 96V95H84ZM170 96V95H169ZM219 96V95H218ZM225 96V95H224ZM223 96V97H224ZM227 96V95H226ZM86 97H87V93H86ZM90 97V96H89ZM89 97H87L88 98V100H89ZM137 98H138V96H136ZM141 97V96H140ZM139 97V98H140ZM143 97H144V95H143ZM145 97H147V96H145ZM159 98L161 97V96H158ZM177 97V98H176ZM229 98H230V96H228ZM76 98V97H75ZM79 98V97H78ZM85 98V97H84ZM151 98V97H150ZM169 98V97H168ZM219 98H220V96H219ZM219 98H218V101H219ZM73 99V98H72ZM80 99V98H79ZM144 99V98H143ZM143 99H141V102H142V100ZM161 99H162V97H161ZM160 99V100H161ZM164 99V98H163ZM162 99V100H163ZM167 98H165L164 99V101L166 100ZM221 99V98H220ZM228 99V98H227ZM226 99V100H227ZM5 100V99H4ZM3 100V101H4ZM85 100H87V99H85ZM148 100L149 99H147V102H148ZM200 100V99H199ZM226 100H224L225 102H226ZM230 100V99H229ZM237 100V99H236ZM0 101H1V99H0ZM170 101V102H171ZM231 101H235L234 99H231ZM76 102H77V100H76ZM145 102V101H144ZM149 102H150V100H149ZM157 102V101H156ZM198 102V101H197ZM228 102V101H227ZM8 103V102H7ZM86 103H88V101L86 102ZM143 103V102H142ZM217 103V102H216ZM220 103V102H219ZM149 104H151V103H149ZM173 104V103H172ZM171 104V105H172ZM204 104V103H203ZM221 104H222V102H221ZM227 104V103H226ZM225 104V105H226ZM231 104V103H230ZM5 105V104H4ZM8 105V104H7ZM90 105H91V102H90ZM143 105V104H142ZM166 105V104H165ZM164 105V106H165ZM194 105V104H193ZM224 105V106H225ZM232 105V104H231ZM87 106H89V105H87ZM170 106V105H169ZM168 106V107H169ZM196 106H197V104H196ZM198 106H200V104L198 105ZM217 106L218 105H216L215 107L217 108ZM221 106H223V105H221ZM226 106H229V105H226ZM237 106V105H236ZM138 107V106H137ZM136 107V108H137ZM145 107V106H144ZM143 107V108H144ZM167 107V109L169 110L170 108H168ZM212 107H214V106H212ZM233 107V106H232ZM4 108V107H3ZM76 108H77V106H76ZM90 108V107H89ZM142 108V107H141ZM178 108V109H179ZM191 108V107H190ZM226 108V107H225ZM231 108V107H230ZM9 109V108H8ZM90 109H92V108H90ZM152 110H153V108H151ZM155 109V108H154ZM175 109V108H174ZM180 109V110H181ZM193 109H195V108H193ZM193 109H189V110H191V111H193L191 114L189 113L188 114V111H187V114H188V116H186V119H189V122H190V124H192V126H193V128H195V129H193V130H195L196 131V135L198 136V137H200V136H202L204 133H206V132H208V134H210L214 129H213V122H212V120H211V115H212V111H211V109H209V110H207L206 112H203L202 110H196V111H194ZM218 109H221V108H218ZM232 110H233V108H231ZM75 110V109H74ZM90 111V110H89ZM172 111V110H171ZM214 111V110H213ZM92 112V111H91ZM153 112H154V110H153ZM183 112V111H182ZM238 112H239V110H238ZM143 113H144V111H143ZM145 113H147V112H145ZM145 113H144V115H143V124L144 125H149V124H152V122H154L153 121V118L152 117H150V116H146L145 115ZM162 113H163V111H162ZM177 113H178V111H177ZM180 113H181V111H180ZM216 113H217V111H216ZM222 113H224V110H223V112ZM240 113V112H239ZM220 114H221V112H220ZM236 114V113H235ZM141 115V114H140ZM148 115V114H147ZM183 115H184V113H183ZM207 115L209 116V117H207ZM238 115V114H237ZM132 116V115H131ZM152 116V115H151ZM177 116H181V114L180 115H177ZM177 116H176V118H177ZM185 116V115H184ZM221 116V115H220ZM241 117H242V115H240ZM245 116V115H244ZM243 116V117H244ZM91 117V116H90ZM154 117V116H153ZM215 117H216V115H215ZM239 117V116H238ZM139 118V117H138ZM162 118H165V117H162ZM181 118V117H180ZM182 118H183V116H182ZM222 118V117H221ZM246 118V117H245ZM156 119V118H155ZM184 119V118H183ZM94 120V119H93ZM96 120V119H95ZM163 120V119H162ZM165 120V119H164ZM163 120V121H164ZM240 120V119H239ZM92 121V120H91ZM156 121V120H155ZM160 121V120H159ZM183 122H184V124H185V121L184 120H182ZM188 121V120H187ZM241 121V120H240ZM246 121H247V119H246ZM94 122V121H93ZM93 122H91V123H93ZM134 122H135V120H134ZM134 122H133V124H134ZM165 122V121H164ZM221 122H222V120H221ZM226 121H224V123H225ZM95 123H97L98 125H101L102 127H103V129L105 130V131H109V130H111V131H113L116 135H120L122 132H120V130H121V128H114V126L112 127V126H110V125H106V124H103V123H101V122H99V121H95ZM141 123V122H140ZM188 122H186V124H187ZM223 123V122H222ZM142 124V123H141ZM181 124H183V123H181ZM228 124H230L229 122H228ZM97 125V126H98ZM130 125H132V123L130 124ZM165 125V124H164ZM152 126V125H151ZM187 126V125H186ZM220 126V125H219ZM229 126V125H228ZM230 126H231V124H230ZM229 126V127H230ZM234 126H237V124H235ZM247 126V125H246ZM131 127V126H130ZM173 127V126H172ZM190 127H191V125H190ZM189 127V128H190ZM228 127V128H229ZM238 127V126H237ZM237 127H236V130H237ZM241 127V126H240ZM170 128V127H169ZM192 128V127H191ZM216 128V127H215ZM221 129L223 128L222 126L220 127ZM219 128V129H220ZM249 128V127H248ZM128 129H130V128H128ZM159 130V129H158ZM235 130V129H234ZM243 130V129H242ZM123 131V130H122ZM140 131V130H139ZM150 131V130H149ZM161 131V130H160ZM216 131V130H215ZM220 131H222V130H220ZM219 131V132H220ZM227 131V130H226ZM241 131V130H240ZM248 131V130H247ZM126 132V131H125ZM136 132H138V131H136ZM174 132V131H173ZM233 132V131H232ZM239 132V131H238ZM250 132V131H249ZM107 133V132H106ZM141 133V132H140ZM150 133V132H149ZM155 133V132H154ZM158 133V132H157ZM160 133V132H159ZM162 134H163V132H161ZM167 133H169V132H167ZM194 133V132H193ZM226 133V132H225ZM241 133V132H240ZM122 134H124V133H122ZM137 134V133H136ZM139 134V133H138ZM173 134V133H172ZM189 134H190V136H192L191 134V132H189L188 133V136H189ZM236 134V133H235ZM245 134V133H244ZM263 134V135H262ZM107 135V134H106ZM140 135V134H139ZM138 135V136H139ZM156 135H160V134H156ZM195 135V134H194ZM192 136V138L194 137V138H196L195 136ZM212 136H213V132H212V134H211ZM216 135V134H215ZM214 135V136H215ZM222 135V134H221ZM226 135H227V133H226ZM233 135H234V133H233ZM239 135V134H238ZM245 135H247V134H245ZM250 135V134H249ZM137 136V138H139ZM144 136V135H143ZM162 136V135H161ZM187 136V135H186ZM206 136V135H205ZM224 136H225V134H224ZM232 136V135H231ZM237 136V135H236ZM114 137V136H113ZM152 137H154V136H152ZM152 137H150V138H152ZM157 137V136H156ZM227 137V136H226ZM230 137V136H229ZM228 137V138H229ZM240 137V136H239ZM239 137H238V139H239ZM242 137V136H241ZM118 138V137H117ZM146 138V137H145ZM167 138V137H166ZM174 138V137H173ZM193 138V140H195ZM204 138V137H203ZM211 138H213V137H211ZM222 138H223V136H222ZM228 138H227V141L226 142H228L229 140H228ZM251 138V137H250ZM253 138H251V139H253ZM262 138V137H261ZM125 139V138H124ZM124 139H123V141H124ZM142 139H143V137H142ZM162 139V138H161ZM168 139V138H167ZM205 139V138H204ZM218 139V138H217ZM236 139V138H235ZM118 140V139H117ZM128 140H130V139H128ZM140 140V139H139ZM149 140V139H148ZM152 140V139H151ZM177 140V139H176ZM182 140H184V138H182ZM185 140L187 141V139L185 138ZM210 140H212V139H210ZM225 140V138L222 140V141H224ZM234 140V139H233ZM239 140H241V138L239 139ZM110 141V140H109ZM116 141V140H115ZM126 141H127V139H126ZM138 141V140H137ZM155 141V140H154ZM204 141V140H203ZM230 141H232V139L230 140ZM229 141V142H230ZM78 142V141H77ZM76 142V143H77ZM128 142H130V143H133V145H134V143L135 142H132V141H128ZM127 142V143H128ZM151 142V141H150ZM160 142V141H159ZM165 142V141H164ZM188 142V141H187ZM205 142V141H204ZM218 142V141H217ZM225 142V141H224ZM237 141H235V143H236ZM243 142V141H242ZM246 142V141H245ZM251 142V141H250ZM254 142V141H253ZM63 144H64V142H62ZM112 143V142H111ZM126 143V144H127ZM144 143V142H143ZM168 143V142H167ZM178 143V142H177ZM194 143V142H193ZM206 143V142H205ZM204 143V144H205ZM208 143H209V141H208ZM221 143V142H220ZM231 143H234L233 141L231 142ZM255 143V142H254ZM262 143V142H261ZM74 144V143H73ZM136 144H138L137 142H136ZM196 144H197V142H196ZM203 144V143H202ZM210 145H211V143H209ZM208 144V145H209ZM215 144V143H214ZM217 144V143H216ZM237 144V143H236ZM245 144V143H244ZM248 144H250V143H248ZM257 144H258V142H257ZM260 144V143H259ZM62 145V144H61ZM69 145V144H68ZM125 145V144H124ZM138 145H140V144H138ZM148 145H150L149 143H148ZM148 145H146L147 147H148ZM158 145V144H157ZM207 145V146H208ZM219 145V144H218ZM238 145H240V144H238ZM242 145V144H241ZM251 145V144H250ZM70 146H71V144H70ZM79 146V145H78ZM78 146H77V148H78ZM144 146V145H143ZM152 146H154V145H152ZM198 146V145H197ZM201 146V144L198 146V147H200ZM206 146V145H205ZM213 146V145H212ZM233 146V145H232ZM231 146V147H232ZM236 146V145H235ZM253 146V145H252ZM256 146V145H255ZM262 146H264L263 144H262ZM117 147V146H116ZM167 147H168V145H167ZM181 147H182V145H181ZM184 147V146H183ZM182 147V148H183ZM209 147V146H208ZM215 147V146H214ZM218 147V146H217ZM223 147V146H222ZM234 147V146H233ZM244 146H238L237 148H239V150H241L242 148H243ZM257 147H258V145H257ZM65 148V147H64ZM67 148H69V147H67ZM73 148V147H72ZM125 148V147H124ZM144 148V147H143ZM156 148V147H155ZM158 148V147H157ZM162 148V147H161ZM164 148V147H163ZM181 148V149H182ZM189 148V147H188ZM195 149H196V147H194ZM205 148V147H204ZM235 148V147H234ZM233 148V149H234ZM246 148H248V147H246ZM263 148V147H262ZM62 149V148H61ZM80 149H82V148H80ZM80 149H78L79 151H81ZM112 149V148H111ZM121 149V148H120ZM136 149H137V147H136ZM135 149V147H134V149L133 150H136ZM166 149V148H165ZM219 149V148H218ZM224 149V148H223ZM229 149V148H228ZM232 149V148H231ZM249 149V148H248ZM261 149V148H260ZM60 149H58V151H59ZM77 150V149H76ZM125 150V149H124ZM159 150H160V148H159ZM180 150V149H179ZM213 150H216V149H213ZM235 150V149H234ZM237 150V149H236ZM244 150H245V148H244ZM247 150V149H246ZM250 150H251V148H250ZM72 151V150H71ZM106 151V150H105ZM148 151V150H147ZM185 151H186V149H185ZM185 151L184 152H182V153H184L185 154ZM221 151V150H220ZM227 151H229V150H227ZM226 151V152H227ZM242 151V150H241ZM47 152V151H46ZM84 152V151H83ZM112 152V151H111ZM130 152H131V150H130ZM135 152V151H134ZM142 152V151H141ZM160 152H162L161 150H160ZM188 152H190V151H188ZM195 152H196V150H195ZM193 153V154H196V160H197V158L199 159V160H202L203 161V164H206V166H207V173H208V176H209V179L210 180H212L213 179V177L214 176H212V166H211V163H210V158H209V156L206 154V152L203 150V147L201 148L200 147V149H198L197 150V152L196 153ZM208 152V151H207ZM212 152V151H211ZM217 152V151H216ZM226 152L225 153H223V154H226ZM251 152H253L252 150H251ZM255 152V151H254ZM259 152V151H258ZM51 153V152H50ZM57 153V152H56ZM62 153V152H61ZM68 153V152H67ZM66 153V154H67ZM77 153V152H76ZM127 153V152H126ZM137 153V152H136ZM140 153V152H139ZM163 153V152H162ZM162 153H161V156H162ZM215 153V152H214ZM218 153V152H217ZM222 153V152H221ZM235 153H240V151H235ZM81 154V153H80ZM132 154V153H131ZM211 154H213V152L211 153ZM229 154V153H228ZM251 154V153H250ZM249 154V155H250ZM254 154H257V152L256 153H254ZM259 154H260V152H259ZM264 154V153H263ZM103 155H104V153H103ZM107 155V154H106ZM123 155V154H122ZM147 155V154H146ZM181 155V154H180ZM183 155V154H182ZM189 155V154H188ZM217 155V154H216ZM215 155V156H216ZM242 155V154H241ZM244 155H246L245 153H244ZM243 155V156H244ZM251 155H253V154H251ZM41 156H43L42 154H41ZM40 156V157H41ZM56 156V155H55ZM58 156V155H57ZM68 156V155H67ZM71 156V155H70ZM69 156V157H70ZM160 156V155H159ZM184 156V159H185V157H187V156H185V155H183ZM182 156V157H183ZM214 156V157H215ZM229 156H230V154H229ZM228 156V157H229ZM237 156V155H236ZM238 156H240V155H238ZM254 156V155H253ZM50 157V156H49ZM54 157V156H53ZM79 157V156H78ZM107 157V156H106ZM105 157V158H106ZM113 157V156H112ZM117 157H119V156H117ZM129 157V156H128ZM143 157V156H142ZM191 157V156H190ZM193 157V156H192ZM211 157V156H210ZM213 157V156H212ZM232 157V156H231ZM234 157V156H233ZM250 157V156H249ZM248 157V158H249ZM42 158V157H41ZM71 158V157H70ZM104 158V157H103ZM114 158V157H113ZM132 159H134L135 158V156H134V158L133 157H131ZM188 158V157H187ZM220 158H221V155H220ZM224 158V157H223ZM230 158V157H229ZM241 158V157H240ZM259 158V157H258ZM262 158H263V156H262ZM38 159V158H37ZM43 159V158H42ZM56 159V158H55ZM78 159V158H77ZM101 159V158H100ZM149 159V158H148ZM156 159V158H155ZM164 159H166V158H164ZM164 159H162V161L164 160ZM233 159V158H232ZM46 160V159H45ZM44 160V161H45ZM48 160V159H47ZM50 160V159H49ZM81 160V159H80ZM145 159L143 158V161H144ZM161 160V159H160ZM188 160V159H187ZM212 160H214V159H212ZM219 160V159H218ZM227 160H229L228 158H227ZM242 160H243V157H242ZM244 160H245V158H244ZM262 159H260V161H261ZM52 161V160H51ZM54 161V160H53ZM65 161V160H64ZM63 161V162H64ZM78 161H79V159H78ZM101 161V160H100ZM104 161H107L106 159L104 160ZM128 161H130V159L128 160ZM138 161H139V159H138ZM142 161V160H141ZM140 161V162H141ZM146 161V160H145ZM168 161H170L169 159H168ZM215 161V160H214ZM250 161H251V159H250ZM254 161V160H253ZM50 162V161H49ZM76 162V161H75ZM98 162V161H97ZM101 162H103V160L101 161ZM156 162V161H155ZM175 162V161H174ZM184 162V161H183ZM188 162V161H187ZM192 162V161H191ZM194 162V161H193ZM222 162V161H221ZM43 163V162H42ZM55 163H57V162H55ZM54 162H53V164H55ZM62 163V162H61ZM80 163V162H79ZM86 163H87V160H86ZM96 163V162H95ZM125 163V162H124ZM128 163V162H127ZM164 163H166V160H165V162ZM44 164V163H43ZM50 164V163H49ZM59 164V163H58ZM75 164V163H74ZM96 164H98V163H96ZM104 164V163H103ZM138 164V163H137ZM146 164V163H145ZM158 164V163H157ZM159 164H161V163H159ZM167 164H169V163H167ZM184 164V163H183ZM191 164V163H190ZM226 164V163H225ZM30 165V164H29ZM60 165V164H59ZM78 165V164H77ZM110 165V164H109ZM148 165V164H147ZM165 165V164H164ZM187 165V164H186ZM201 166H202V164H200ZM218 165V164H217ZM224 165V164H223ZM46 166V165H45ZM44 166V167H45ZM51 166V165H50ZM79 166V165H78ZM80 166H82V165H80ZM85 166H87V165H85ZM90 166V165H89ZM95 166V165H94ZM135 166H137L136 164H135ZM142 166V165H141ZM188 166V165H187ZM187 166H185V167H187ZM221 166V165H220ZM219 166V167H220ZM225 166V165H224ZM43 167V168H44ZM53 167H55V165L53 166ZM71 167V166H70ZM75 167V166H74ZM151 167V166H150ZM161 167V166H160ZM165 167V166H164ZM172 167H174V166H172ZM226 167V166H225ZM47 168H48V166H47ZM49 168H51V167H49ZM109 168V167H108ZM123 168H124V172L126 173V172H130V171H132L131 170V166H130V164L128 163V164H125L124 166H123ZM133 168V167H132ZM138 168V167H137ZM153 168H154V166H153ZM181 168V167H180ZM191 168V167H190ZM203 168V167H202ZM46 169V168H45ZM93 169V168H92ZM92 169H91V171H92ZM116 169V168H115ZM119 169V168H118ZM134 169H135V167H134ZM139 169V168H138ZM143 169V168H142ZM206 169V168H205ZM47 170V169H46ZM69 170V169H68ZM113 170V169H112ZM150 170H152V169H150ZM187 170V169H186ZM192 170H194V169H192ZM227 170H229V169H227ZM37 171H39V169L37 170ZM48 171V170H47ZM102 171H103V169H102ZM136 171V170H135ZM219 171V170H218ZM53 172V171H52ZM66 172V171H65ZM64 172V173H65ZM70 172V171H69ZM105 172V171H104ZM148 172V171H147ZM152 172V171H151ZM155 172V171H154ZM217 172V171H216ZM229 172V171H228ZM228 172H226L225 174H227ZM39 173V172H38ZM41 173V172H40ZM39 173V174H40ZM43 173V172H42ZM46 173H48V172H46ZM78 173V172H77ZM81 173V172H80ZM121 173V172H120ZM119 173V174H120ZM173 173V172H172ZM190 173V172H189ZM193 173V172H192ZM218 173V172H217ZM37 174V173H36ZM43 174H45V173H43ZM56 174V173H55ZM83 174V173H82ZM85 175H86V173H84ZM103 174H105V173H103ZM119 174H118V176H119ZM131 174V173H130ZM148 174V173H147ZM153 174V173H152ZM156 174V173H155ZM159 174V173H158ZM191 174V173H190ZM193 174H196V173H193ZM199 174H201V173H199ZM206 174V173H205ZM216 174V173H215ZM53 175H54V173H53ZM77 175V174H76ZM81 175V174H80ZM112 175V174H111ZM122 175H124V174H122ZM126 175V174H125ZM122 176V177H126V176ZM139 175V174H138ZM176 175V174H175ZM214 175V174H213ZM222 175V174H221ZM224 175V174H223ZM39 176V175H38ZM44 176H46V175H44ZM44 176H43V178H44ZM58 176V175H57ZM78 176V175H77ZM150 176H152V175H150ZM153 176H154V174H153ZM207 176V175H206ZM217 176V175H216ZM46 177H49V175L48 176H46ZM83 177V176H82ZM102 177H104V176H102ZM116 177V176H115ZM120 177V176H119ZM122 177H120V179L122 178ZM128 177V176H127ZM192 177V176H191ZM199 177V176H198ZM205 177V176H204ZM226 177V176H225ZM39 178V177H38ZM40 178H41V176H40ZM54 178V177H53ZM53 178H51V180L53 179ZM56 178V177H55ZM106 178V177H105ZM109 178V177H108ZM131 178V177H130ZM156 178H158L157 176H156ZM156 178H154L153 180H155ZM172 178V177H171ZM199 178H201V176L199 177ZM59 179V178H58ZM91 179V178H90ZM94 179V178H93ZM103 179V178H102ZM144 179V178H143ZM151 179V178H150ZM173 179V178H172ZM178 179H179V176H178ZM208 179V178H207ZM215 179V178H214ZM41 180H43V179H41ZM61 180V179H60ZM66 180V179H65ZM73 180V179H72ZM84 180H85V178H84ZM96 180V179H95ZM100 180H101V178H100ZM105 180V179H104ZM117 180V179H116ZM134 180H135V178H134ZM147 180H148V178H147ZM170 180V179H169ZM174 180V179H173ZM217 180V179H216ZM216 180H215V183H216ZM225 180V179H224ZM230 180V179H229ZM50 181V180H49ZM55 181V180H54ZM62 181V180H61ZM68 181V180H67ZM86 181V180H85ZM87 181H88V178H87ZM96 181H98V180H96ZM103 181V180H102ZM181 181V180H180ZM205 181V180H204ZM213 181V180H212ZM223 181V180H222ZM221 181V182H222ZM37 182V181H36ZM52 181H50V182H48V184H50ZM82 182H84L83 180H82ZM81 182V183H82ZM132 182V181H131ZM146 182V181H145ZM155 182H156V180H155ZM170 182V181H169ZM198 182V181H197ZM224 182V181H223ZM228 182V181H227ZM55 183V182H54ZM54 183H53V185H54ZM57 183H58V181H57ZM147 183V182H146ZM160 183V182H159ZM168 183V182H167ZM174 183V182H173ZM199 183H201V182H199ZM41 184H43L42 182H41ZM56 184V183H55ZM60 184H61V182H60ZM59 183H58V185H60ZM134 184V183H133ZM133 184H131V185H133ZM170 184H172V183H170ZM181 184H182V182H181ZM197 184V183H196ZM202 184V183H201ZM214 184V183H213ZM223 184V183H222ZM44 185V184H43ZM126 185V184H125ZM169 185V184H168ZM177 185V184H176ZM188 185V184H187ZM218 185V184H217ZM49 186V185H48ZM57 186V185H56ZM96 186V185H95ZM120 186V185H119ZM130 186V185H129ZM144 186V185H143ZM160 186V185H159ZM201 186H203V185H201ZM211 186V185H210ZM216 186V185H215ZM219 186V185H218ZM60 187V186H59ZM118 187V186H117ZM133 187V186H132ZM204 187V186H203ZM206 187V186H205ZM227 187V186H226ZM225 187V188H226ZM41 188V187H40ZM44 188V187H43ZM53 188H54V186H53ZM52 188V189H53ZM79 188V187H78ZM120 188V187H119ZM159 188V187H158ZM177 188V187H176ZM175 188V189H176ZM180 188V187H179ZM178 188V189H179ZM201 188V187H200ZM211 188V187H210ZM218 188V187H217ZM57 189H60V188H57ZM62 190H63V187L61 188ZM61 189H60V191H61ZM117 189V188H116ZM156 189V188H155ZM174 188H173V190H175ZM208 189V188H207ZM221 189V188H220ZM219 189V190H220ZM54 190H55V188H54ZM135 190V189H134ZM139 190V189H138ZM153 190V189H152ZM169 190H171V189H169ZM200 190H202V189H200ZM204 190V189H203ZM223 190V189H222ZM221 190V191H222ZM42 191V190H41ZM47 191H49L48 190V188H47ZM66 191V190H65ZM133 191V190H132ZM150 191V190H149ZM63 192V191H62ZM62 192H61V194H62ZM140 192H142V191H140ZM151 192H153V191H151ZM150 192V193H151ZM182 192V191H181ZM220 192V191H219ZM223 192V191H222ZM24 193V192H23ZM52 193V192H51ZM54 193V192H53ZM52 193V194H53ZM175 193H176V191H175ZM190 193V192H189ZM197 193V192H196ZM125 194V193H124ZM128 194V193H127ZM148 194V193H147ZM163 194V193H162ZM161 194V195H162ZM193 194V193H192ZM214 194H216V193H214ZM55 194H53L52 196H54ZM161 195H160V197H161ZM172 195H173V192H172ZM185 195H186V193H185ZM197 195V194H196ZM80 196V195H79ZM116 196V195H115ZM158 196V195H157ZM179 196H181V195H179ZM58 197H60V195L58 196ZM70 197V196H69ZM68 197V198H69ZM74 197H75V195H74ZM149 197V196H148ZM196 197V196H195ZM194 196H193V200H194V198H195ZM213 197V196H212ZM41 198V197H40ZM46 198V197H45ZM48 198H49V196H48ZM47 198V199H48ZM66 198H67V196H66ZM73 198V197H72ZM71 198V199H72ZM101 198V197H100ZM156 198V197H155ZM189 198V197H188ZM205 198V197H204ZM56 199V198H55ZM65 199V198H64ZM78 199V198H77ZM77 199H76V201H77ZM82 199V198H81ZM105 199V198H104ZM140 199V198H139ZM191 199V198H190ZM218 199V198H217ZM58 200V199H57ZM61 200H63V199H61ZM103 200V199H102ZM118 200V199H117ZM120 200V199H119ZM118 200V201H119ZM150 200V199H149ZM152 200V199H151ZM154 200V199H153ZM166 200V199H165ZM165 200H163V201H165ZM175 200V199H174ZM223 200V199H222ZM133 201V200H132ZM135 201V200H134ZM140 201V200H139ZM157 201H159L160 202V200H157ZM38 202V201H37ZM57 202V201H56ZM72 202V201H71ZM74 202V201H73ZM72 202V203H73ZM115 202V201H114ZM128 202V201H127ZM126 202V203H127ZM152 202V201H151ZM150 202V203H151ZM182 202V201H181ZM71 203V204H72ZM100 203V202H99ZM113 203V202H112ZM147 203H149V202H147ZM165 203H167V201L165 202ZM178 203H180V202H178ZM185 203V202H184ZM202 203V202H201ZM220 203V202H219ZM63 204V203H62ZM66 204V203H65ZM109 204V203H108ZM133 204H134V202H133ZM132 204V205H133ZM139 204V203H138ZM152 204V203H151ZM171 204V203H170ZM177 204V203H176ZM189 204V201H188V203H187V205ZM197 204V203H196ZM199 204V203H198ZM204 204V203H203ZM224 204V203H223ZM51 205V204H50ZM68 205V204H67ZM73 205V204H72ZM155 205H157V204H155ZM155 205H153V206H155ZM167 205V204H166ZM202 205V204H201ZM218 205V201L216 200V199H213L212 201H209L208 203H207V205H206V209L208 210V211H211V210H213V209H216L215 207ZM49 206V205H48ZM61 206H63V205H61ZM103 206V205H102ZM105 206H106V204H105ZM113 206V205H112ZM122 206V205H121ZM142 206H143V204H142ZM184 206V205H183ZM224 206V205H223ZM226 206H227V204H226ZM36 207V206H35ZM39 207V206H38ZM38 207H36V208H38ZM44 207V206H43ZM58 207V206H57ZM71 207V206H70ZM83 207V206H82ZM87 207V206H86ZM98 207V206H97ZM111 207V206H110ZM145 207V206H144ZM148 207H150L149 205H148ZM152 207V206H151ZM166 207V206H165ZM168 207V206H167ZM189 207V206H188ZM193 207H195V206H193ZM228 207V206H227ZM234 207H236V206H234ZM46 208H47V206H46ZM59 208V207H58ZM67 208H68V206H67ZM92 208V207H91ZM99 208V207H98ZM104 209H105V207H103ZM107 208V207H106ZM109 208V207H108ZM132 208H134V207H132ZM142 208V207H141ZM184 209H185V207H183ZM190 208V207H189ZM51 209V208H50ZM138 209V208H137ZM136 209V210H137ZM149 209V208H148ZM164 209H166V208H164ZM172 209V208H171ZM188 209V208H187ZM232 209H234V208H232ZM55 210V209H54ZM60 210H62V209H60ZM65 210H66V208H65ZM64 210V211H65ZM68 211H69V209H67ZM99 210V209H98ZM139 210V209H138ZM177 210V209H176ZM197 210V209H196ZM218 210H219V208H218ZM231 210V209H230ZM259 210V209H258ZM77 211V210H76ZM78 211H80V210H78ZM87 211V210H86ZM96 211H97V209H96ZM123 211H126V209L124 210L123 209ZM122 211V209H118V208H116V207H111L110 208V214L109 215H105V216H103L102 218H104V220L106 221V222H111L112 223V221H115L122 229H124L125 231H133L134 233L133 234H135L136 233V236H137V234H139V236L140 237H144V238H148V233L147 232H145L144 231V225L143 224H145V225H149L151 228H153L154 227V229H155V231H156V233L160 236L159 238L161 239V240H163V243H164V241L166 242V244H167V246L164 248V251L162 252V254H159V255H153L152 256V258L154 259V260H152L153 262H151L150 264H158V262H159V264H188V258L186 257V254L187 253H185V251L184 250H182V245H183V243L186 241L185 239H189V237H188V227L186 228V226H193V224H195L194 222V219H192L191 217H188V219H187V223H183V222H180V220H179V222L178 221H174V222H172V220L171 221H166V220H154V218H153V220H147L146 221V219H145V221L143 222V221H137V219L138 218H135L133 215H131V214H129V213H126V212H123ZM154 211H156L155 209H154ZM184 211H186V210H184ZM183 211V212H184ZM235 212H236V210H234ZM35 212H37V211H35ZM50 212V211H49ZM71 212H72V210H71ZM92 212H95L94 210H92ZM100 212V211H99ZM104 212V211H103ZM133 212V211H132ZM137 212V211H136ZM159 212H160V210H159ZM55 213V212H54ZM101 213V212H100ZM135 213V212H134ZM199 213V212H198ZM216 213V212H215ZM220 213H222V212H220ZM263 213V212H262ZM36 214V213H35ZM60 214V213H59ZM59 214H58V216H59ZM66 214H67V211H66ZM105 214V213H104ZM172 214V213H171ZM180 214V213H179ZM182 214H185V213H182ZM225 214V213H224ZM32 215V214H31ZM54 215V214H53ZM91 215V214H90ZM97 215H98V213H97ZM142 215V214H141ZM158 215V214H157ZM203 215V214H202ZM37 216V215H36ZM40 216V215H39ZM94 216V215H93ZM92 216V217H93ZM155 216V215H154ZM161 216V215H160ZM159 216V217H160ZM186 216V215H185ZM192 216V215H191ZM198 216V215H197ZM52 217V216H51ZM61 217V216H60ZM63 217H65L64 215H63ZM67 217V216H66ZM80 217H82V216H80ZM90 217V216H89ZM88 217V218H89ZM199 217V216H198ZM141 218V217H140ZM143 218V217H142ZM145 218V217H144ZM200 218V217H199ZM253 218V217H252ZM258 218V217H257ZM39 219H41V217L39 218ZM97 219V218H96ZM246 219H247V217H246ZM32 220H35V219H32ZM63 220H66V219H63ZM211 220V215H206L205 216V218L203 219V222L205 223V224H209V221ZM233 220H234V218H233ZM232 220V221H233ZM61 221V220H60ZM75 221V220H74ZM200 221V220H199ZM252 221V220H251ZM259 221V220H258ZM258 221H256V222H258ZM35 222V221H34ZM54 222V221H53ZM64 222V221H63ZM235 221H233V223H234ZM248 222V221H247ZM262 221H260V223H261ZM38 223V222H37ZM75 223V222H74ZM237 223V222H236ZM42 224V223H41ZM56 224V223H55ZM54 224V225H55ZM98 224H100L99 222H98ZM117 224H115V225H117ZM252 224V223H251ZM40 225V224H39ZM43 225V224H42ZM46 225H48V223H46ZM49 225H51V224H49ZM62 225V224H61ZM89 225H91V224H89ZM88 225V226H89ZM105 225V224H104ZM63 226V225H62ZM112 226V225H111ZM195 226V225H194ZM203 226V225H202ZM207 226V225H206ZM225 226V225H224ZM39 227V226H38ZM54 227V226H53ZM52 227V228H53ZM56 227V226H55ZM61 227V226H60ZM66 227V226H65ZM91 227V226H90ZM100 227V226H99ZM108 227V226H107ZM106 227V228H107ZM205 227V226H204ZM211 227V226H210ZM221 227V226H220ZM223 227V226H222ZM221 227V228H222ZM248 227H251V226H248ZM254 227H257V226H255L254 225ZM41 228V227H40ZM61 228H63V227H61ZM70 228V227H69ZM87 228V227H86ZM111 228V227H110ZM115 228V227H114ZM113 228V229H114ZM146 228V227H145ZM196 228H197V226H196ZM229 228V227H228ZM247 228V227H246ZM259 228V227H258ZM33 229V228H32ZM56 229H59V228H56ZM66 229V228H65ZM99 229V228H98ZM102 229V228H101ZM117 229H118V227H117ZM116 229V230H117ZM208 229H210V228H208ZM230 229V228H229ZM253 229V228H252ZM53 230H55V229H53ZM60 230V229H59ZM67 230V229H66ZM87 230V229H86ZM115 230V229H114ZM119 230V229H118ZM147 230V229H146ZM191 230V229H190ZM219 230V229H218ZM220 230H222V229H220ZM259 230H260V228H259ZM261 230H263L262 231V235L264 236V228L263 229H261ZM260 230V231H261ZM20 231H22V230H20ZM34 231V230H33ZM37 231V230H36ZM62 231V230H61ZM74 231H76V230H74ZM113 231V230H112ZM154 231V230H153ZM195 231V230H194ZM212 231V230H211ZM226 231V230H225ZM255 231V230H254ZM256 231H257V229H256ZM35 232V231H34ZM39 232H40V230H39ZM51 232V231H50ZM59 232V231H58ZM67 232V231H66ZM77 232V231H76ZM84 232H85V230H84ZM92 232H93V230H92ZM97 232V231H96ZM118 232V231H117ZM199 232V231H198ZM232 232V231H231ZM234 232H236V231H234ZM249 232H251V231H249ZM47 233H49V232H47ZM52 233H53V235H54V232L52 231ZM51 233V234H52ZM56 233V232H55ZM80 233V232H79ZM78 233V234H79ZM83 233V232H82ZM104 233V232H103ZM112 233V232H111ZM114 233V232H113ZM197 233V232H196ZM209 233V232H208ZM217 233V232H216ZM219 233H221V234H223V232L222 231H219L218 232V234ZM248 233V232H247ZM252 233V232H251ZM50 234V235H51ZM62 234V233H61ZM64 234V233H63ZM66 234H68V233H66ZM66 234H65V236H66ZM77 234V235H78ZM107 234V233H106ZM119 234V233H118ZM132 234V235H133ZM199 234H200V232H199ZM202 236H203V231H202ZM238 234V233H237ZM254 234V233H253ZM259 235L261 234L260 232L258 233ZM6 235V234H5ZM42 236V233L41 234H39V236ZM49 235V234H48ZM49 235V236H50ZM83 235V234H82ZM98 235H100V234H98ZM104 235V234H103ZM157 235V236H158ZM229 235V234H228ZM239 235V234H238ZM9 236V235H8ZM46 236V235H45ZM61 235H59V237H60ZM62 236H64V235H62ZM74 236V235H73ZM81 236V235H80ZM88 236V235H87ZM90 236V235H89ZM88 236V237H89ZM155 236V234L154 233H152V237H154ZM207 236V235H206ZM220 236V235H219ZM237 236V235H236ZM56 237V236H55ZM57 237H58V235H57ZM85 237V236H84ZM100 237H102V236H100ZM213 237V236H212ZM224 237H226V236H224ZM223 237V238H224ZM260 237V236H259ZM40 238V237H39ZM43 238V237H42ZM48 239H49V237H47ZM66 238V237H65ZM87 238V237H86ZM85 238V239H86ZM104 238V237H103ZM106 238H108V236L106 237ZM106 238H104V239H106ZM130 238V237H129ZM190 238H191V236H190ZM221 238V237H220ZM58 239H62V238H58ZM83 239V238H82ZM88 239H90V238H88ZM100 239V238H99ZM197 239V238H196ZM212 239V238H211ZM225 239V238H224ZM70 240V239H69ZM92 240V239H91ZM117 240H118V242L119 241H123L124 240V235H122V234H119L118 235V237H117ZM129 240V239H128ZM147 240V239H146ZM222 240V239H221ZM237 240V239H236ZM254 240V239H253ZM262 240V239H261ZM264 240V239H263ZM262 240V241H263ZM73 241V240H72ZM82 241V240H81ZM139 241V240H138ZM144 241V240H143ZM191 241H192V239H191ZM190 241V242H191ZM199 241V240H198ZM256 241V240H255ZM254 241V242H255ZM258 241H260V240H258ZM68 242V241H67ZM103 242V241H102ZM145 242V241H144ZM187 242V241H186ZM78 243H80V242H78ZM77 243V244H78ZM81 243H83V242H81ZM139 243V242H138ZM148 243V242H147ZM114 244V243H113ZM165 244V245H166ZM196 244V243H195ZM219 244V243H218ZM222 244V243H221ZM225 244V243H224ZM243 244V243H242ZM249 244V243H248ZM73 245V244H72ZM99 245V244H98ZM117 245V244H116ZM145 245V244H144ZM185 245V244H184ZM237 245V244H236ZM241 245V244H240ZM252 245V244H251ZM54 246V245H53ZM65 246V245H64ZM90 246V245H89ZM104 246V245H103ZM114 246V245H113ZM148 246V245H147ZM61 247V246H60ZM76 247V246H75ZM74 247V248H75ZM87 247V246H86ZM96 247V246H95ZM95 247L94 248H92V252H93V249H95ZM131 247V246H130ZM191 247V246H190ZM198 247V246H197ZM222 247V246H221ZM63 248V247H62ZM82 248H83V244H80L79 246H77L76 247V249H78V251H77V253H81L83 250H82ZM88 248V247H87ZM87 248H85V249H87ZM101 248H103V247H101ZM107 248V247H106ZM105 248V249H106ZM150 248V247H149ZM155 248V247H154ZM195 248V247H194ZM231 249H232V247H230ZM47 249V248H46ZM70 249H71V247H70ZM72 249H73V246H72ZM71 249V250H72ZM91 249V248H90ZM100 249V248H99ZM109 249V248H108ZM110 249H111V247H110ZM118 249H119V247H118ZM191 249V248H190ZM215 249H217V248H215ZM59 250V249H58ZM67 250H68V248H67ZM74 251H75V249H73ZM96 250V249H95ZM94 250V251H95ZM150 250V249H149ZM243 250V249H242ZM254 250V249H253ZM256 250V249H255ZM254 250V251H255ZM49 251V250H48ZM53 251V250H52ZM51 251V252H52ZM109 251V250H108ZM125 251V250H124ZM131 251V250H130ZM129 251V252H130ZM142 251V250H141ZM219 251V250H218ZM224 251V250H223ZM222 251V252H223ZM249 251V250H248ZM61 252H63V251H61ZM102 252H103V250H102ZM126 252H128V251H126ZM204 252V251H203ZM214 252V251H213ZM232 252V251H231ZM42 253V252H41ZM48 253V252H47ZM46 253V254H47ZM55 253V252H54ZM72 252H70V254H71ZM83 253V252H82ZM99 253H100V251H99ZM149 253V252H148ZM161 253V252H160ZM216 253H218V252H216ZM226 253V252H225ZM230 253V252H229ZM242 253V252H241ZM254 253V252H253ZM59 254V253H58ZM114 254V253H113ZM132 254V253H131ZM156 254V253H155ZM197 254V253H196ZM207 254V253H206ZM246 254V253H245ZM259 254V253H258ZM78 254H76L75 256H77ZM111 255V254H110ZM126 255H128V254H126ZM151 255V254H150ZM236 255V254H235ZM233 253L231 254V255H221L222 257H220L221 259L223 258V257H226V258H228L229 257V260L233 263V264H238L237 262H238V260H239V257H238V255H236L235 256ZM243 255V254H242ZM59 255H56V256H50L49 258H48V260H47V258H46V260H47V263L48 264H53V263H55L56 261H53L54 259H56L57 257H58ZM103 256V255H102ZM130 256V255H129ZM196 256V255H195ZM202 256V255H201ZM208 256V255H207ZM216 256V255H215ZM218 256H220V255H218ZM253 256H254V254H253ZM256 257H257V255H255ZM1 257V256H0ZM56 257V258H55ZM74 257V256H73ZM131 257V256H130ZM143 257V256H142ZM190 257V256H189ZM192 257V256H191ZM68 258V257H67ZM66 258V259H67ZM110 258V257H109ZM141 258V257H140ZM202 258V257H201ZM206 258V257H205ZM210 258V257H209ZM215 258V257H214ZM213 258V259H214ZM220 258H218V259H220ZM1 259V258H0ZM26 259V258H25ZM30 259H32V257H30L29 258V260ZM42 259V258H41ZM44 259V258H43ZM61 259V258H60ZM73 258H71V260H72ZM83 259V258H82ZM85 259V258H84ZM91 259V258H90ZM106 257L105 258H102V259H98V262L99 263H101L102 264V262H105V264H108V259H106ZM125 259V258H124ZM139 259V258H138ZM143 259V258H142ZM199 259H200V257H199ZM8 260V259H7ZM39 260V259H38ZM45 260V261H46ZM74 260V259H73ZM132 260V259H131ZM204 260V259H203ZM217 260V259H216ZM225 259H223V261H224ZM254 260H255V258H254ZM259 260V259H258ZM12 261V260H11ZM16 261V260H15ZM24 261H26V260H24ZM44 261V262H45ZM92 261V260H91ZM134 261H137V260H134ZM205 261H207V260H205ZM211 261V260H210ZM214 261V260H213ZM242 261V260H241ZM1 262V261H0ZM3 262H5V263H8V262H6V261H3ZM3 262H1V263H3ZM22 262V261H21ZM21 262L19 261L18 263H20L21 264ZM97 262V263H98ZM123 262H125V261H123ZM141 262V261H140ZM139 262V263H140ZM145 262V261H144ZM144 262H143V264H144ZM196 262V261H195ZM220 262V261H219ZM226 262V261H225ZM231 262H230V264H231ZM253 262H255V261H253ZM256 262H258V261H256ZM23 263V262H22ZM33 263H34V261H33ZM85 263V262H84ZM145 263H147V262H145ZM4 264V263H3ZM15 264H17V263H15ZM73 264V263H72ZM75 264V263H74ZM80 264V263H79ZM91 264H92V262H91ZM134 264V263H133ZM141 264V263H140ZM194 264V263H193ZM248 264V263H247ZM251 264V263H250Z\"/></svg>",
    "mask_w": 264,
    "mask_h": 264
}]
</instances>
